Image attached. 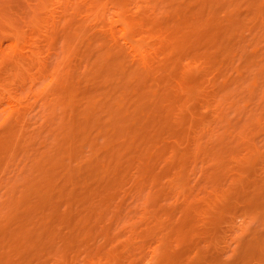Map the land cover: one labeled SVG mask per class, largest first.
Masks as SVG:
<instances>
[{
    "label": "rangeland",
    "instance_id": "rangeland-1",
    "mask_svg": "<svg viewBox=\"0 0 264 264\" xmlns=\"http://www.w3.org/2000/svg\"><path fill=\"white\" fill-rule=\"evenodd\" d=\"M0 264H264V0H0Z\"/></svg>",
    "mask_w": 264,
    "mask_h": 264
}]
</instances>
